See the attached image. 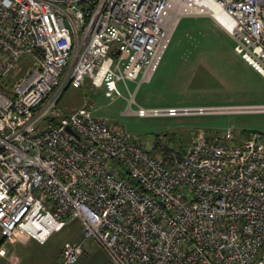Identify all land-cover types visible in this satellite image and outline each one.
<instances>
[{"label":"built area","instance_id":"2783aa9c","mask_svg":"<svg viewBox=\"0 0 264 264\" xmlns=\"http://www.w3.org/2000/svg\"><path fill=\"white\" fill-rule=\"evenodd\" d=\"M210 17L264 77V0H0V228L45 243L72 223L60 264L94 241L114 264H264V131L197 135L180 153L97 115L151 82L182 19ZM70 87L88 95L68 111ZM101 95V94H100ZM133 112V111H132ZM264 112V105L145 108L140 117ZM71 128L77 135L69 131Z\"/></svg>","mask_w":264,"mask_h":264},{"label":"rangeland","instance_id":"374dc122","mask_svg":"<svg viewBox=\"0 0 264 264\" xmlns=\"http://www.w3.org/2000/svg\"><path fill=\"white\" fill-rule=\"evenodd\" d=\"M236 44V40L210 17L182 19L152 81L129 84L137 104L130 106V93L121 86L127 98L111 103L102 93L93 96L97 115L109 120L114 127L144 136L148 141L170 132L188 137L191 145L197 135L222 138L229 128L240 137L234 144L250 139L255 131H264V112L146 118L134 113L139 106L264 105V77L236 52ZM32 65V59L24 57L11 76L13 83L28 76ZM87 97L81 90L70 87L61 104L68 111H76L85 105ZM83 239V226L75 222L53 233L45 243L32 240L30 245L20 246V250L32 264H60L65 245ZM78 264L114 263L94 241L89 240Z\"/></svg>","mask_w":264,"mask_h":264},{"label":"crops","instance_id":"0c3cea01","mask_svg":"<svg viewBox=\"0 0 264 264\" xmlns=\"http://www.w3.org/2000/svg\"><path fill=\"white\" fill-rule=\"evenodd\" d=\"M32 240L35 239L21 232L7 238L0 228V264H32L27 261L28 257L24 251L20 250V246L26 247Z\"/></svg>","mask_w":264,"mask_h":264},{"label":"trees","instance_id":"16d2710c","mask_svg":"<svg viewBox=\"0 0 264 264\" xmlns=\"http://www.w3.org/2000/svg\"><path fill=\"white\" fill-rule=\"evenodd\" d=\"M12 84H13V80L10 77V78L3 80L0 86H1L3 91H5L6 93H9L11 91ZM164 136L168 139V141H170L173 144V146L177 150H179L180 153L186 152L190 147V145L188 143V137H184V135H179L177 133L168 132ZM158 137L159 136H156V138H158ZM239 143H241V142H239Z\"/></svg>","mask_w":264,"mask_h":264},{"label":"water","instance_id":"95a60500","mask_svg":"<svg viewBox=\"0 0 264 264\" xmlns=\"http://www.w3.org/2000/svg\"><path fill=\"white\" fill-rule=\"evenodd\" d=\"M69 131L72 132L73 134L77 135L71 128H69Z\"/></svg>","mask_w":264,"mask_h":264}]
</instances>
